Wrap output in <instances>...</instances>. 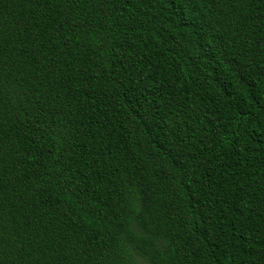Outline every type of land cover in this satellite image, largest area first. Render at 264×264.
Returning <instances> with one entry per match:
<instances>
[{"label": "trees", "instance_id": "obj_1", "mask_svg": "<svg viewBox=\"0 0 264 264\" xmlns=\"http://www.w3.org/2000/svg\"><path fill=\"white\" fill-rule=\"evenodd\" d=\"M264 264V0H0V264Z\"/></svg>", "mask_w": 264, "mask_h": 264}, {"label": "rangeland", "instance_id": "obj_2", "mask_svg": "<svg viewBox=\"0 0 264 264\" xmlns=\"http://www.w3.org/2000/svg\"><path fill=\"white\" fill-rule=\"evenodd\" d=\"M138 264H146L143 260L138 259Z\"/></svg>", "mask_w": 264, "mask_h": 264}]
</instances>
